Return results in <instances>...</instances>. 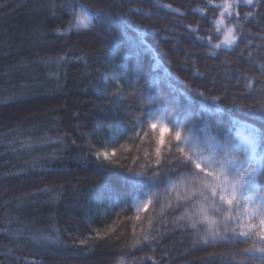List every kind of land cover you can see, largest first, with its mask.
<instances>
[{
	"label": "trees",
	"instance_id": "1",
	"mask_svg": "<svg viewBox=\"0 0 264 264\" xmlns=\"http://www.w3.org/2000/svg\"><path fill=\"white\" fill-rule=\"evenodd\" d=\"M206 3L0 0V13L21 4L18 18L47 8L28 16L42 18L38 29L52 41L0 53V264H209L213 254V264H264L260 245L243 237L208 246L210 226L173 211L186 185H159L149 171L157 158L148 124L183 125L185 137L194 124L208 129L212 146L201 132L199 142L181 146L230 160V175L248 174L245 196L256 203L264 196V84L257 83L264 81V19L256 15L264 9L232 0L240 18L225 16L217 26L213 5L224 0ZM75 15H87L89 28L77 27ZM225 26L237 37L232 45L223 42ZM192 29L203 30L192 36ZM210 35L217 38L209 43ZM33 60L40 63L32 72L12 71ZM137 103L150 113L137 121L147 137L130 130ZM166 155L164 148L160 159ZM240 249L253 250L235 255Z\"/></svg>",
	"mask_w": 264,
	"mask_h": 264
},
{
	"label": "snow or ice",
	"instance_id": "2",
	"mask_svg": "<svg viewBox=\"0 0 264 264\" xmlns=\"http://www.w3.org/2000/svg\"><path fill=\"white\" fill-rule=\"evenodd\" d=\"M211 2L212 0H207L205 6L210 5ZM235 3H242L247 6L257 3L261 9H264V0H235ZM232 8V0H224L223 4L213 5V18L211 22L219 26L225 24V16H232L234 19H239L240 13L232 11ZM220 9H223V11H220V18L215 19V14ZM173 11L179 12V9H174ZM252 15V13H247L244 15V18L247 19L248 16ZM256 15L264 19V11ZM75 21L77 27L83 26L84 28H89L90 26L87 15H75ZM225 27L223 42L232 45L237 39L234 34V29L233 27ZM201 30L203 29H192L190 34L195 36V32ZM219 31L220 28L217 27L216 32L218 33ZM195 38L203 39V37ZM215 38H217L215 35H210L209 43ZM261 39H264V37H261ZM214 47H220V45L216 44ZM261 71L262 75H264V65H261ZM257 83L264 84V81L257 80ZM259 91L264 93V87H261ZM142 95L141 93L137 99H142ZM128 107L132 108L133 105L130 104ZM134 107L140 112V115L131 117L132 127L130 130L137 136H140L141 132H143V136L147 137L150 135L149 132L143 129L137 131V121H144L150 113L144 111L141 103L135 104ZM173 107H176L175 101H173ZM169 114L171 115V113ZM196 119H202L200 113L196 114ZM182 127L183 125H181ZM148 128L155 133L154 150L157 158V167L155 169L149 168V171L153 173L151 176L159 185H167L168 183L175 182L185 184L187 187L182 203L178 204L177 208L173 211L184 209L189 219L199 216L203 222L207 223L211 229L210 236L212 243L208 244L210 247H220L224 244L235 243L237 242V238L243 237L246 240L253 241V248L259 244L258 251L264 254V196L260 198L258 203L253 202L250 195L245 196L246 186L249 185L248 174L240 172L230 175L227 167L231 163L230 160L205 156L204 152L206 148H201L198 152L192 153L181 146L187 140H196L199 142L202 137L197 132H201L203 133L205 145L211 147L212 144L208 129L197 130L193 124L192 127L188 128V136L185 137L181 128H176L173 131L167 124L152 122L148 124ZM173 140L175 143H173ZM73 144L75 145L74 141ZM164 148H167V155L164 159H160ZM81 151H84V149L81 148ZM101 155L109 158L107 151L103 153L97 151L95 153L96 157H100ZM148 155L149 153L145 152V156ZM224 156L227 157V150H225ZM168 157H171V159H168ZM50 158L52 157H47V159ZM111 162L117 163L115 160H111ZM160 177H164L165 179L161 181L158 179ZM147 206V204L144 205L145 209ZM189 209L192 211L190 212ZM192 226H196L195 220H193ZM252 250L240 249L236 251L235 255H243ZM219 255L223 257L224 254L221 253ZM215 259L216 254L210 256L208 258L209 264H213Z\"/></svg>",
	"mask_w": 264,
	"mask_h": 264
},
{
	"label": "rangeland",
	"instance_id": "3",
	"mask_svg": "<svg viewBox=\"0 0 264 264\" xmlns=\"http://www.w3.org/2000/svg\"><path fill=\"white\" fill-rule=\"evenodd\" d=\"M19 6H21V4H16L13 7L9 8L7 11L0 13V53L14 50V49H9V47L11 46H16V48H21V47L30 48V47H37L39 45H44L45 43L47 44L49 42H52L50 40H46L43 37L44 34H42V31L38 29V27H42L44 25V21L42 20V18L37 17V20H36L34 19L33 16H28L32 14L34 11H37V13L38 12L40 13L41 9H44V12H47L48 9L45 7L43 8L42 5L33 6L30 10L33 12H31L25 17L18 18L17 12H19L18 10ZM23 14H27V11L23 12ZM14 19H18V22L15 23ZM37 63H40V62L37 60H33L30 63L21 61L14 65V67L12 68V71L13 69H18L19 67L23 68L24 66H27L29 68L28 72H32L33 70L32 67L36 66ZM58 88H59L58 86H54L49 89H44V92L48 93L49 91H53V90L56 91ZM31 93L33 94L35 92L33 91ZM246 149L247 147H245V150ZM106 197L107 198L109 197L108 193H106L105 197L102 198L103 201H108ZM88 201L90 202L96 201V197L95 196L90 197ZM20 205H23V204L20 203ZM76 207H78L77 203L70 205V208H76ZM35 209L36 208H33V210ZM71 218L73 220L79 219L78 217H75V216Z\"/></svg>",
	"mask_w": 264,
	"mask_h": 264
}]
</instances>
